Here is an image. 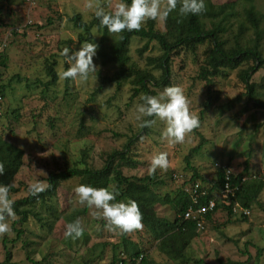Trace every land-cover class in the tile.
<instances>
[{"label": "rangeland", "instance_id": "obj_1", "mask_svg": "<svg viewBox=\"0 0 264 264\" xmlns=\"http://www.w3.org/2000/svg\"><path fill=\"white\" fill-rule=\"evenodd\" d=\"M210 1L214 5L234 4V14L229 18L230 31L225 37L232 42L241 24L246 23L244 13L247 3L244 0ZM165 2L161 0L162 5ZM89 3L93 7H88ZM114 3L116 0H0V48L3 46L6 59L5 66H0L1 83L6 85L0 101V138L24 152L21 168L11 184L16 190L9 194L13 201L27 197V186L36 179L47 186L49 174L71 168L77 162L85 161L91 169H100L108 154L122 150L132 135L139 134V122L134 116L135 106L140 101L139 98L130 99L131 85L123 83L116 90L114 85L99 84L97 76H109L113 72L112 66L101 65L94 56L97 71L90 74L87 82L67 80L66 83V79L60 77L63 65L60 50L67 46L70 52L76 51L84 45L77 43L79 32L70 21L72 16L79 14L83 21L89 22L95 6H103L110 11ZM252 4L261 15L260 47L264 56V0H253ZM48 19L51 24H47ZM156 28L163 31V21L156 20ZM247 31L248 27L243 32L242 41L254 39L252 30ZM92 36V43L98 45L99 36L95 31ZM143 44V41L133 39L129 46L131 62L140 66L146 57L158 54L157 46L151 43L148 50L139 55L138 49ZM203 51V47L194 54L180 50L171 59L170 85L183 90L190 113L199 118L204 103L210 104L206 111L203 110L197 130L207 144L203 151L191 158V166L210 184L214 183L215 162L227 166L233 173L245 170L246 163L250 174L262 177L264 110L255 109L246 101L242 94L244 85L237 77L238 69L214 77L207 91L208 84L196 79L203 64ZM53 56L57 81L44 89L48 78L44 75L43 63L44 60L50 62ZM249 64L252 65V62L249 61ZM63 67L67 68L68 64ZM241 68H246V65ZM12 76H19L20 83ZM251 82L264 85V68L252 75ZM99 86L102 89L95 91ZM260 91L264 94V88ZM13 110H17L18 118L13 115ZM162 128L163 123L159 120L148 128V134L135 145L130 155L138 162L136 167L131 170L124 168L122 172L127 177L149 175L151 157L163 151L167 153L168 167L166 170L158 168L152 174L160 179L165 174H171L173 182L168 183L166 191L184 186L187 189L189 185L182 186L190 175L185 169V157L198 145L200 137L192 129L185 134L183 142L170 144L161 137ZM237 140L239 146L231 155L233 143ZM175 176L181 178L176 179ZM79 184L82 183L77 178L59 179L53 199L46 201L47 213L36 206L35 211L40 212V217L51 222L50 229L42 226L44 221L38 222L30 217L24 232L17 238L16 231L12 229L17 216L7 218L10 230L0 233V264L4 262L7 250L11 252L9 264L110 262L112 245L119 244L122 233L109 231L102 218L92 215L94 209L87 207L86 213L77 218L86 240L82 234L75 239L64 236L68 223L64 217L73 208L84 206L77 202L73 191ZM154 210L159 217L169 221L174 218L169 207L155 206ZM211 218L184 251L190 260L188 264L198 260L204 264H224L227 260L264 264V190L257 203L251 206L248 216L228 217L219 210ZM14 228H19V225ZM127 234L145 254L148 264H183L163 255L142 227ZM258 248L263 250L256 262Z\"/></svg>", "mask_w": 264, "mask_h": 264}, {"label": "trees", "instance_id": "obj_2", "mask_svg": "<svg viewBox=\"0 0 264 264\" xmlns=\"http://www.w3.org/2000/svg\"><path fill=\"white\" fill-rule=\"evenodd\" d=\"M244 1L247 3L244 13L246 23L241 24L237 33L232 37V42L225 37L230 31L229 18L234 14V4L214 5L210 0H205V10L200 14L180 16L176 10H173L169 13L167 20L163 21V31H159L156 28V20L151 19L146 20L140 30L122 31L120 33H109L106 28H100L94 14L89 22L83 21L79 14L72 16L70 21L74 29L79 32L77 36L79 45L93 42V31L99 36L95 56L101 65H110L113 68V72L109 76H97L99 84L114 85L118 90L123 83H129L132 92L130 99L139 98L141 94L156 95L157 90L170 86L171 59L175 56L174 54L180 50L194 54L198 48L203 47V64L199 67L196 79L208 84L207 91H209V84L213 82L214 77L223 75L225 71L238 69L237 77L244 85L245 91L242 94L246 101L251 103L255 109L264 110V94L260 91L264 85H256L251 82L252 75L264 68V56L260 47L262 31L259 24L261 15L255 11V6L252 4L253 0ZM47 24H51L50 19H48ZM247 27L248 31L252 30L254 39L242 41L243 32ZM133 39L144 42L138 49L139 55L145 53L151 43H155L157 46L158 54L146 57L142 66L131 62L129 46ZM54 57L50 62L44 60L43 63L44 75L48 78L47 82L44 83V89L55 85L57 81ZM5 61L4 48H1L0 66L4 67ZM249 61L252 62V65L249 64ZM243 65H246V68H241ZM14 78L20 83L19 76H12V79ZM1 81L2 76L0 74V101H2L6 88V85ZM100 89H102L101 86L95 91H100ZM209 106V102L204 103L203 110L206 111ZM203 110L200 112V122L203 118ZM12 113L15 118L19 117L17 110H13ZM262 125L264 128V123ZM198 127L199 125L193 130L199 135L200 141L185 157V169L190 175L188 180L182 182V186L187 184L192 187L195 183H201L203 188H199L197 192L205 191L206 195L199 196V204L203 205L208 200L215 201L214 210L207 212L201 219L203 229L200 230L196 227L195 220H184V213L191 206L190 194L184 189L185 186L175 190H165L168 183L172 184L173 182L171 174H165L162 179L156 177L155 174L143 175L139 178L127 177L123 174L124 168L134 169L138 163L130 155L135 145L141 142L143 136L148 134L149 128L140 127L139 134L137 136L136 134L132 135L122 150L113 151L106 156L100 169H91L85 161L77 162L71 168L66 167L61 172L49 174L46 179L48 184L44 191L35 196L28 194L25 198L15 200L13 209L17 219L12 224V229L16 231V237L18 238L24 232V226L30 217H34L38 222L44 221L42 226L50 229L51 222L40 217V212L35 211L36 206L39 207L40 211L47 213L49 208L46 201L53 199L59 186V179L77 178L80 183L97 188L108 187L111 189L112 186H115L118 190L116 197L118 201H126L128 198L135 200L141 213L142 228L157 243L158 250L170 260L188 264L190 260L186 258L184 251L190 242L198 236L199 231L205 229L206 223L211 221L214 213L221 210L228 217H246L244 213L236 216L232 207L236 203L242 212H248V216L251 206L257 203L258 197L264 190V176L260 177L256 173L250 174L245 163V170L242 172H231L232 184L238 186L235 197L229 198L231 204L226 206L221 203L222 201L217 198V193L222 184L225 170H230V168L227 166L222 168L220 164L215 162L214 183L210 184L211 182H205L204 176H201L191 166V158L203 151V147L207 144L203 135L198 133ZM237 142L238 140L233 143L234 149L231 150V155L237 151L236 148L239 146ZM23 155L22 149L0 138V165L3 166V172L0 173V183L10 185L9 194L16 191L11 184L21 168ZM175 178L179 179L181 176H175ZM155 206L169 207L174 213L173 220L169 221L167 218L159 217L154 210ZM86 211L85 205L81 209L73 208L70 214L64 218L69 223L77 220ZM16 224L19 225L17 229L14 228ZM82 235L84 236L83 239L86 240L85 233ZM128 237V234L123 233L119 244L112 245L113 252L108 264H136L138 260V264H148L145 254ZM262 250L261 248L257 249L256 262L259 261ZM10 259L11 252L7 250L3 264H9ZM245 263L227 260L224 264ZM193 264L204 263L198 260L194 261Z\"/></svg>", "mask_w": 264, "mask_h": 264}, {"label": "clouds", "instance_id": "obj_3", "mask_svg": "<svg viewBox=\"0 0 264 264\" xmlns=\"http://www.w3.org/2000/svg\"><path fill=\"white\" fill-rule=\"evenodd\" d=\"M87 6L93 7L91 3ZM173 10H176L180 16L200 14L205 10V0H166L163 5L161 0H116L110 11H106L103 6H95L94 16L100 28H106L109 33H120L140 30L142 24L149 19L166 21ZM96 50L97 45L92 42L85 43L76 51L70 52L67 46L62 48L59 55L63 65L67 63L68 67L64 68L62 65L61 79L87 82L90 74L97 71L93 63ZM139 101L135 106L134 116L139 126L150 127L157 120L161 121L163 128L160 135L170 144L183 142L185 134L191 132L200 123L199 118L190 113L188 100L179 86H166L156 95L141 94ZM168 163L166 152L161 151L153 155L149 163V174L151 175L158 168L166 170ZM2 172L3 166L0 165V173ZM45 188L46 185L36 179L27 186V192L35 196ZM9 189L10 185L0 183V233L10 230L7 218L15 215L14 201L9 198ZM73 191L77 202L94 209L92 215L102 218L109 231H119L123 234L142 227L137 202L131 198L118 201L116 199L118 190L115 186L109 189L79 184ZM82 231L80 221L77 219L65 225L64 236L75 239L82 234Z\"/></svg>", "mask_w": 264, "mask_h": 264}, {"label": "built area", "instance_id": "obj_4", "mask_svg": "<svg viewBox=\"0 0 264 264\" xmlns=\"http://www.w3.org/2000/svg\"><path fill=\"white\" fill-rule=\"evenodd\" d=\"M1 48H3V46H1ZM221 167L224 168V166ZM199 188H203L202 185H200L199 183H195L192 187L186 189V191L190 194L191 206H189L188 209L185 211L184 220H195L196 227L201 230L203 229L201 219L207 212L214 210L215 201L208 200V202L203 205L199 204V196L206 195L205 191L197 192ZM236 190H238V186L232 184L231 171L227 169L225 170L222 184L219 187L217 198L222 201L221 203L226 206H229L231 204L229 203V198L235 197ZM232 211L233 213H235L236 216H240L242 213H244L245 216H247L248 214L247 211L242 212V210L236 203L232 207Z\"/></svg>", "mask_w": 264, "mask_h": 264}]
</instances>
